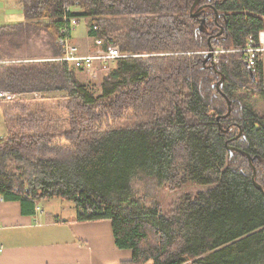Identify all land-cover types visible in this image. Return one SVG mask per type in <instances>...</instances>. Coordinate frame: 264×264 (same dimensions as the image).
Returning <instances> with one entry per match:
<instances>
[{
  "label": "trees",
  "instance_id": "1",
  "mask_svg": "<svg viewBox=\"0 0 264 264\" xmlns=\"http://www.w3.org/2000/svg\"><path fill=\"white\" fill-rule=\"evenodd\" d=\"M194 1H19L23 21L0 26V92L16 94L0 99V199L34 210L60 199L76 222L110 221L116 248L132 252L119 264H264V116L249 104L264 101V63L248 68L232 52L205 63L209 40L214 50H240L264 31V0H201L193 18ZM72 19L134 56L103 73L97 90L80 78L85 71L51 61L62 57L59 37ZM37 39L50 58H5V44ZM34 93L64 94V114H50ZM230 148L254 159L262 191L248 158ZM137 178L151 195L206 190L164 213L155 198H135Z\"/></svg>",
  "mask_w": 264,
  "mask_h": 264
},
{
  "label": "crops",
  "instance_id": "2",
  "mask_svg": "<svg viewBox=\"0 0 264 264\" xmlns=\"http://www.w3.org/2000/svg\"><path fill=\"white\" fill-rule=\"evenodd\" d=\"M12 17L7 21L24 19ZM87 38L91 46L83 48L84 54L95 48L88 32ZM86 43L83 39L78 45ZM44 202L34 210L21 201L0 199V264H119L132 259L131 251L116 248L110 221L79 223L72 203Z\"/></svg>",
  "mask_w": 264,
  "mask_h": 264
},
{
  "label": "rangeland",
  "instance_id": "3",
  "mask_svg": "<svg viewBox=\"0 0 264 264\" xmlns=\"http://www.w3.org/2000/svg\"><path fill=\"white\" fill-rule=\"evenodd\" d=\"M19 1L20 0H0V26L5 25V24L20 22V21H17V22L7 21V18L12 17L13 15L20 14L21 16H23L22 14L23 12L21 11V5ZM12 18H16V17L14 16ZM88 28L89 26L87 22L81 21L79 26L73 32L75 42L72 39V43L75 46H77L81 50V53L83 54L85 53L84 49L87 48L88 46L89 47L91 46L90 41L87 40L88 39L87 38ZM83 39H86L87 43L82 46L78 45L80 40L83 41ZM36 41L37 42L32 43L30 47H28L27 45H22L19 48H15L14 46L5 44L3 46L5 47L4 49L5 58L7 60H39V61L50 58L53 52L51 51L52 48L50 46L48 47L47 44H44L42 41H39L38 39ZM215 51L216 52L224 51V49L214 50L213 61L214 63H217L218 57L215 56ZM206 53H208V51ZM130 57H134V56H129L128 58ZM114 66H112L110 69H112ZM105 72L107 71L94 70L89 73L80 72V78L84 82H87V83L90 82V85L95 86L97 90L101 85L103 73ZM62 95L64 94L49 93V94L43 95V98L45 99L44 100L42 99L43 100L42 106L46 108V110L53 116L57 117V116L64 114L62 113V111H60L59 102H58L60 98L63 97ZM249 104L254 110H256L258 115L264 116V101L260 100L259 97H254V98L252 97L250 98ZM3 120L4 119H3L2 111L0 110V137L5 133V122ZM132 187H133V190L136 196L135 198L140 199L141 201L145 203H148L149 201H152L153 198H155L162 205V210L164 213L169 212L171 210L170 208H172L171 207L172 204L175 202H178L184 195L191 194L194 196L196 195V193L206 190V188L202 189L201 187H198V186L188 187L184 185L175 191H170L168 187H163L162 189L160 188V189H157L156 191H153L154 195H151L149 191H147L144 181L143 180L141 181V179L139 180V178L134 179ZM58 202L61 203L59 200ZM40 203H45V202L43 201Z\"/></svg>",
  "mask_w": 264,
  "mask_h": 264
},
{
  "label": "built area",
  "instance_id": "4",
  "mask_svg": "<svg viewBox=\"0 0 264 264\" xmlns=\"http://www.w3.org/2000/svg\"><path fill=\"white\" fill-rule=\"evenodd\" d=\"M81 21L72 19L70 25H66L62 30V36L59 37L58 45L62 50V57L51 61L64 62L78 70H83L86 73L94 70L108 71L119 60L128 58V55L122 53L120 48L113 43V40L106 41L105 39H95L94 51L89 54L81 53V50L72 43V38L68 34L76 30ZM95 31L98 28H94ZM242 53L248 68H255L260 63H264V31L260 32L257 38L250 37L247 46L240 50L231 51H215V56L223 53ZM36 98H41L43 94H32ZM16 97V94L0 92V99ZM2 250L0 249V253Z\"/></svg>",
  "mask_w": 264,
  "mask_h": 264
},
{
  "label": "water",
  "instance_id": "5",
  "mask_svg": "<svg viewBox=\"0 0 264 264\" xmlns=\"http://www.w3.org/2000/svg\"><path fill=\"white\" fill-rule=\"evenodd\" d=\"M200 1L201 0H195L194 1V3H193V5H192V8H191V13H193L194 12V10H195V8L199 5V3H200ZM199 11H200V9H198V11H197V13H195L192 17L194 18V17H197L198 16V14H199ZM215 13H216V15L218 14L217 13V11H215ZM216 18V21L219 19L218 18V16L217 17H215ZM223 32V29L221 28V30H220V34ZM219 34V35H220ZM207 54V58H205L206 59V61H205V63L206 62H208V61H211V63L213 64L214 63V61H213V58H214V48L210 45V40H209V51H208V53H206ZM249 71L252 73V71H251V69H249ZM223 80H224V78H222V81L221 82H223ZM225 99H226V101H227V104H228V113H227V116H229L230 115V113L232 112L231 111V102L225 97ZM220 119L218 118V121H219ZM220 128H221V126H220ZM239 137H240V135H239ZM231 152H239V153H241L242 155H245L247 158H248V161H249V164L248 165H250V167L252 168V170H253V181H254V185H255V187L256 188H258L259 190H261L262 191V188L260 187V185H258V183L255 181V177H256V169H255V166L253 165V160L254 159H252V157L249 155V154H246V153H244V152H241L240 150H237V149H235V148H230L229 149Z\"/></svg>",
  "mask_w": 264,
  "mask_h": 264
},
{
  "label": "flooded vegetation",
  "instance_id": "6",
  "mask_svg": "<svg viewBox=\"0 0 264 264\" xmlns=\"http://www.w3.org/2000/svg\"><path fill=\"white\" fill-rule=\"evenodd\" d=\"M198 9H200L199 14H201V11H202V10H201V9H202L201 6H200V7L197 6V7L195 8V10H196L195 13H197ZM199 14H198V15H199ZM220 28H221V27H220Z\"/></svg>",
  "mask_w": 264,
  "mask_h": 264
}]
</instances>
